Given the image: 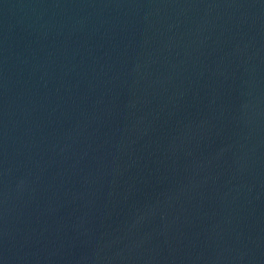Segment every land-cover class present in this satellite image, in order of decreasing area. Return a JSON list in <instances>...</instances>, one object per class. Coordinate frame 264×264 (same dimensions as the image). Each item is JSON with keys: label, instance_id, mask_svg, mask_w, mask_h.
Instances as JSON below:
<instances>
[{"label": "water", "instance_id": "1", "mask_svg": "<svg viewBox=\"0 0 264 264\" xmlns=\"http://www.w3.org/2000/svg\"><path fill=\"white\" fill-rule=\"evenodd\" d=\"M0 264H264V0H0Z\"/></svg>", "mask_w": 264, "mask_h": 264}]
</instances>
